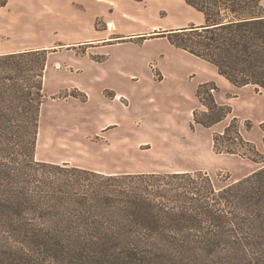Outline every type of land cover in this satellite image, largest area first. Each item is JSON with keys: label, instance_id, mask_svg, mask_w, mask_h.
Here are the masks:
<instances>
[{"label": "trees", "instance_id": "1", "mask_svg": "<svg viewBox=\"0 0 264 264\" xmlns=\"http://www.w3.org/2000/svg\"><path fill=\"white\" fill-rule=\"evenodd\" d=\"M184 1L203 13L205 23L169 35V42L212 64L236 87L264 89L261 0ZM31 55L37 65L32 74L23 73L20 61ZM45 64L44 50L0 54V235L37 252L100 251L87 254L100 264H264V163L216 189L200 170L118 175L34 161ZM218 89L212 80L197 84L195 97L204 109L193 110L191 129L211 127L231 113L216 101ZM238 121L232 117L213 135V150L264 161ZM260 128L264 147V121ZM220 141L229 145L222 149ZM29 164L65 175L32 176ZM75 172L99 181L68 175ZM233 234L237 238L230 241Z\"/></svg>", "mask_w": 264, "mask_h": 264}, {"label": "rangeland", "instance_id": "2", "mask_svg": "<svg viewBox=\"0 0 264 264\" xmlns=\"http://www.w3.org/2000/svg\"><path fill=\"white\" fill-rule=\"evenodd\" d=\"M261 2L264 5V0ZM141 8L138 13L147 30L142 39H135L129 34L137 26L123 14L128 11L126 7L95 0H0V54L44 50L46 55L33 160L118 175L200 170L208 173L216 189L250 174L264 163L261 157L253 161L238 154L215 152L213 135L237 117L241 134L264 155L260 128L264 89L255 91L250 85L238 88L225 80L215 95L231 107V113L211 127L195 124L193 129L188 126L185 132L179 131L178 106L187 105V111L195 108L199 113L204 107L195 96L192 105L179 99L172 92L173 77L168 76L164 84L158 82L161 71L168 74L178 68V79L186 87L206 71L199 61L179 54L168 39L162 38V30H150L151 25L172 23L185 15V10L169 0L148 2ZM111 30L115 33L110 34ZM25 58L20 61L26 66L23 73L32 74L37 57ZM226 145L228 142H219L222 149ZM233 146L250 152L247 146ZM28 166L32 176L65 175L61 169ZM68 175L99 181L88 174ZM233 235L230 241L237 238ZM87 254L102 253L37 252L0 235V264H100ZM218 255L226 256V252ZM208 264H238V260H210Z\"/></svg>", "mask_w": 264, "mask_h": 264}, {"label": "crops", "instance_id": "3", "mask_svg": "<svg viewBox=\"0 0 264 264\" xmlns=\"http://www.w3.org/2000/svg\"><path fill=\"white\" fill-rule=\"evenodd\" d=\"M95 1L98 4H102L104 1L107 3H112L115 6H117V8L119 7L122 9L123 7H126L128 11H124L123 14L127 16V19L129 18L133 19L135 22V25L137 26V28L134 29L133 34H129V35H134L136 37L135 39H142V34L145 33V31L147 30L145 29L146 23L142 21L143 16L139 15L138 13L139 10L142 9L141 7L142 6L145 7V5H147L148 2L153 3V4H157L161 2V0H95ZM169 2L174 7L177 6L178 9H181L182 11L185 10L186 14L183 16H178L175 21H173L170 24L164 25L162 27L158 25H151L150 30L156 29V30H162L164 32V36H162V38L168 39L169 35H172L173 33L178 32L182 30L183 28H187L191 25H194V26L203 25L205 23V18H204L203 13L196 10L192 6L188 5L184 0H169ZM110 32H111L110 34L115 33L114 30L113 31L111 30ZM103 39H108V37H103ZM171 46L177 52H179V54H181L184 58H187V59L192 58V59L199 61L201 67L204 68V70L206 71L205 72L206 75L202 76L196 82L191 83L189 87H186L183 83H181L182 82L181 79H178L179 77L178 68L173 69L172 72L170 71V73L168 74L160 70L162 73V78L158 80V82H161V84H164L167 81L168 76L173 77L174 86L172 87V92H174L175 95L179 99L184 98L186 101H188L187 103L191 102V105H192L193 104L192 100L195 96V88L198 83L212 80L216 83L219 89H223V82H225V80L229 82L226 78L218 74L216 68L212 64L188 53L185 50H182L174 46L173 44H171ZM187 75L191 78V75L189 74ZM220 78H223L224 81H222V79ZM242 87H238V88H242ZM215 98L217 102L225 103L223 101H219L216 95H215ZM187 107H188L187 105L185 107L178 106L176 110L177 111L176 114L178 116V121H179L177 122L178 127H179L178 129L181 132H185L187 130V127L188 126L190 127V123L193 119V110L195 108H191L190 110L187 111L186 110ZM161 115L165 116L166 113L163 112L162 110Z\"/></svg>", "mask_w": 264, "mask_h": 264}, {"label": "water", "instance_id": "4", "mask_svg": "<svg viewBox=\"0 0 264 264\" xmlns=\"http://www.w3.org/2000/svg\"><path fill=\"white\" fill-rule=\"evenodd\" d=\"M154 34H159L158 32H155Z\"/></svg>", "mask_w": 264, "mask_h": 264}, {"label": "bare ground", "instance_id": "5", "mask_svg": "<svg viewBox=\"0 0 264 264\" xmlns=\"http://www.w3.org/2000/svg\"><path fill=\"white\" fill-rule=\"evenodd\" d=\"M119 97V96H118Z\"/></svg>", "mask_w": 264, "mask_h": 264}]
</instances>
